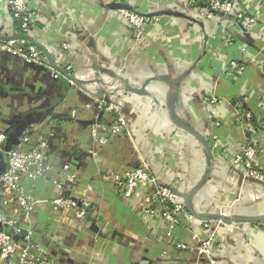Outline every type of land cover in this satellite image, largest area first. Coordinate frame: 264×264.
Segmentation results:
<instances>
[{"label":"crops","instance_id":"obj_1","mask_svg":"<svg viewBox=\"0 0 264 264\" xmlns=\"http://www.w3.org/2000/svg\"><path fill=\"white\" fill-rule=\"evenodd\" d=\"M8 1L0 0V35L18 31ZM26 1L38 12L31 34L49 47L55 62L75 63L82 72L119 75L157 101L149 98L144 106L125 109L134 149H126L121 139L101 152L90 137V126L103 121L108 127L112 115L96 119V110L87 107V94L65 75L55 78L46 65L0 52V130L6 135L5 146H16L24 133L33 142L44 140L47 162L55 166L33 183L31 192L40 201L28 217L18 212L11 193H6V204L0 197V213L32 227V242L42 245L54 264H206L193 249H176L162 240L163 221L158 217L147 219L138 205L123 211L116 186L101 174L111 168L123 173L121 162L127 157L130 166H145L161 184L174 187L187 208L218 213L216 206L222 204L224 213L243 221L239 227H220L218 264H264V226L254 230L244 222L264 224V184L243 176L235 165L236 155L254 146L255 165L264 172L263 130L251 133L237 123L246 107L262 111L264 117V0H231L256 17L260 28L251 33L219 14L196 19V10H207L204 3L119 0L132 7L127 10L159 17L139 37L120 19L118 10L124 8L109 7L112 1ZM67 10L71 15L66 16ZM231 61L245 67L243 75L235 74ZM200 91L216 92L222 104H203ZM183 127L207 139L212 157ZM4 157L0 151V174L6 169ZM213 159L220 166L215 186L204 178ZM64 165L68 169L60 173ZM60 195L79 204L85 199V217L78 218L73 208H54L51 200ZM218 197L219 204L214 199ZM15 239L25 245L21 235Z\"/></svg>","mask_w":264,"mask_h":264},{"label":"built area","instance_id":"obj_2","mask_svg":"<svg viewBox=\"0 0 264 264\" xmlns=\"http://www.w3.org/2000/svg\"><path fill=\"white\" fill-rule=\"evenodd\" d=\"M119 2V0H108ZM191 3L205 4L207 10H196L194 17L196 19L213 18L216 14L226 16L235 21L236 26L247 33L251 29L258 30L260 24L256 17L245 13L239 4L231 0H190ZM9 9L12 17L19 22V32L31 34V25L37 16L36 9L31 7L26 0H9ZM120 19L130 25L136 37L144 33V28L155 21L156 17H148L127 9H119ZM33 36V35H32ZM34 37V36H33ZM229 37V36H228ZM34 39H36L34 37ZM37 40V39H36ZM232 40V38H226ZM64 45V44H63ZM48 51L49 47L44 45ZM0 52L9 53L16 57H21L27 63L43 64L47 59L43 52L35 45L24 39L19 40H0ZM237 76L244 74L245 67L235 61L230 62ZM264 66V60L260 61ZM66 74L72 75L79 80L87 83L81 85V89L87 94L89 101L88 108L96 110L95 118L99 116L107 118L112 115L110 125L105 127L103 121L94 122L90 126L89 134L99 144L101 152L118 140L125 139L124 147L134 149V141L129 134L128 125L125 117L126 107H132L135 104L144 106L150 101L156 102L155 97L144 91L143 94H136L128 90V82L124 81L119 75H112L105 72L91 73L82 72L75 63H66L64 65L56 62ZM51 75L55 78L64 76L58 69L50 67ZM71 84H74L70 80ZM75 85V84H74ZM101 91V92H99ZM200 98L203 104L216 107L222 104V96L215 93H203L200 91ZM191 96L193 94L191 93ZM264 97V96H263ZM247 97L241 103L244 104ZM240 103H238L239 106ZM255 109L246 107L238 118L237 123L246 130L254 133L257 129L264 132V117L261 112H255ZM98 126L102 129L99 130ZM126 135L124 138L123 136ZM6 135L0 130V151L4 153L6 169L0 174V197L6 204V193H11L14 197V203L17 205L18 212L28 217L33 211L37 202L40 201L38 194L32 193L33 183L43 177L55 166L47 162L48 154L47 143L44 140L33 142L31 138L24 133L21 135L16 146L6 148ZM217 145V143L215 144ZM150 148L154 149L155 145L150 142ZM256 149L254 146L246 147L242 154L235 157V165L240 167V173L245 177H251L264 184V172L260 166H256L254 158ZM125 157L122 159V165L125 168L123 173H119L112 168L103 175L104 180H109L118 190V198L123 211H132L138 205V211L147 219L159 218L163 221L162 240L169 243L176 249H193L196 252L197 259L205 260L206 264H218L217 253L222 248L219 229L221 226H237V223L226 224L221 220L201 221L196 219L187 209L186 205L180 199L179 193L170 185H163L158 181L157 176L152 174L145 166H130L129 160ZM215 162L211 164L210 171L207 175V183L211 184L212 171L217 169ZM68 165H64L60 173H65ZM74 176H70L73 180ZM5 186V187H4ZM92 185L88 184L86 189L91 190ZM6 189H4V188ZM6 191V192H5ZM51 204L54 208L76 209V216L83 219L86 214L88 202L83 199L80 204L72 197L56 196L52 198ZM211 204V203H210ZM209 204V205H210ZM222 204L216 206L219 213H224ZM264 224H254L253 229L259 230ZM35 231L29 225H23L16 218H9L0 213V261L14 264H54L46 256L45 248L33 243ZM22 236L25 245L20 246L16 241L17 236ZM191 239V240H190ZM81 254V253H80ZM197 260V262H198ZM182 264H189L183 261ZM197 264V263H196Z\"/></svg>","mask_w":264,"mask_h":264},{"label":"water","instance_id":"obj_3","mask_svg":"<svg viewBox=\"0 0 264 264\" xmlns=\"http://www.w3.org/2000/svg\"><path fill=\"white\" fill-rule=\"evenodd\" d=\"M110 8L113 9H117V8H124V9H132V7L126 3H118V2H112L109 4ZM19 39H24L26 41H29L30 43H32L33 45H35L37 48H39L44 56L47 59V63L45 64L46 66H50V67H54L56 69H58L59 71H61L62 74H64L68 79L72 80L74 84L78 85L81 89V85L87 83L86 81H82L79 80L78 78L72 76V75H68L66 74L60 67H58L56 65V62L53 60L50 51H48V49L39 41H37L36 39H34V37L30 34H25L19 31H16L14 33H12L11 35H0V40H19ZM125 81V80H124ZM127 82V81H126ZM127 88L128 90H130L133 93L136 94H143L144 90H137L134 89L129 83L127 84ZM82 90V89H81ZM101 92V91H99ZM185 130L189 131L191 134H193L203 145L204 147L207 149L210 157H212V152L209 146V143L207 141V139L205 137H202L201 135H199L198 133H196L193 129H191L190 127H183ZM7 148V147H6ZM214 161V159L212 160V162ZM212 162L209 164V166L207 167V171L204 175L205 181H207V175L210 171L211 168V164ZM174 188V187H173ZM175 189V188H174ZM176 190V189H175ZM189 210V212L198 220L201 221H210V220H221L222 222L226 223V224H230V223H237V227L241 226L243 221H240L236 218H234L233 216L230 215H224L222 213H216V212H200V211H194V209H192L191 207L187 208ZM244 222H249V223H258L259 221L257 220H248V221H244ZM262 224V221L259 222Z\"/></svg>","mask_w":264,"mask_h":264},{"label":"rangeland","instance_id":"obj_4","mask_svg":"<svg viewBox=\"0 0 264 264\" xmlns=\"http://www.w3.org/2000/svg\"><path fill=\"white\" fill-rule=\"evenodd\" d=\"M67 12H68L69 14H68ZM67 12L65 13L66 16H67V15H71L70 12H69L68 10H67ZM154 17H156V18H157V21H158L159 17H158V16H154ZM157 21H155V22H157ZM134 34H135V33H134ZM84 72H88V71H84ZM91 73H92V72H91ZM176 143H177V142H176ZM177 144H179V143H177ZM215 166L218 167V168H217V169H214V170L212 171V180H211V184H210V185H212V186H215L214 184H215V180H216V179H215L214 175H215L216 171H218V169H220V166H218V165H216V164H215ZM206 182H207V181H206ZM214 199H217V202H218V204H219V202H220L219 199H220V198L218 197V198H214ZM203 206H204L205 208L208 207L209 209L212 208V207H210V206L207 205V204H204ZM245 223H246V222H245ZM246 224H247V225L249 224L250 227H253V225H254V223H246ZM255 224H256V223H255Z\"/></svg>","mask_w":264,"mask_h":264},{"label":"trees","instance_id":"obj_5","mask_svg":"<svg viewBox=\"0 0 264 264\" xmlns=\"http://www.w3.org/2000/svg\"><path fill=\"white\" fill-rule=\"evenodd\" d=\"M15 21L18 23V29H19V22L15 19Z\"/></svg>","mask_w":264,"mask_h":264}]
</instances>
